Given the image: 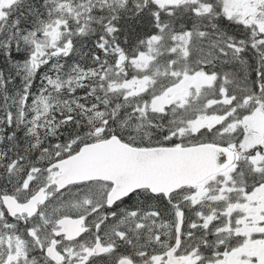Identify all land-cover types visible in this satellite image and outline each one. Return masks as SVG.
<instances>
[{
	"label": "snow or ice",
	"instance_id": "6c2138e0",
	"mask_svg": "<svg viewBox=\"0 0 264 264\" xmlns=\"http://www.w3.org/2000/svg\"><path fill=\"white\" fill-rule=\"evenodd\" d=\"M0 264H264V0H0Z\"/></svg>",
	"mask_w": 264,
	"mask_h": 264
}]
</instances>
